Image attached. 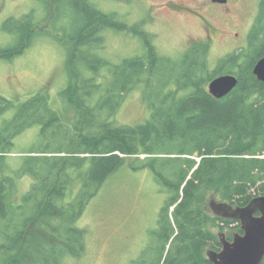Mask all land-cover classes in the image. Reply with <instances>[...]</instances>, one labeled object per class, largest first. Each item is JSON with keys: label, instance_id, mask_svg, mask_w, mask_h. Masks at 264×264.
<instances>
[{"label": "trees", "instance_id": "16d2710c", "mask_svg": "<svg viewBox=\"0 0 264 264\" xmlns=\"http://www.w3.org/2000/svg\"><path fill=\"white\" fill-rule=\"evenodd\" d=\"M40 1L49 16L53 1ZM58 12L65 21L75 13L77 19L73 35L61 34L70 78L60 95L63 109L74 115L66 119L65 142L32 149L23 155V166L13 169L8 160L19 134L39 125L44 135L65 120L47 91L24 101L0 94V264H64L83 257L88 230L79 220L125 165L150 169L165 194L157 226L131 264H212L207 251L221 250L220 230L242 231L240 222L208 212V195L214 192L234 206L264 196V82L253 71L264 57V0L248 46L215 67L208 40L193 42L174 59L159 53L144 23L119 22L90 0H55L52 20ZM39 23L34 12L8 19L4 28L19 40L0 48V56L14 57L43 35L35 32ZM108 28L139 34L145 52L109 62L101 52ZM224 74L235 75L238 83L216 98L208 85ZM134 90L141 91L149 116L138 125L120 124L117 113ZM11 109L13 117L1 121ZM24 176L33 179L25 194L19 191Z\"/></svg>", "mask_w": 264, "mask_h": 264}, {"label": "rangeland", "instance_id": "374dc122", "mask_svg": "<svg viewBox=\"0 0 264 264\" xmlns=\"http://www.w3.org/2000/svg\"><path fill=\"white\" fill-rule=\"evenodd\" d=\"M52 1L48 16V10L40 0H0L1 49L14 47L19 40L17 34L4 28L10 18L19 19L34 12L36 21L40 22L35 32L44 33L36 36L28 47L14 57L0 56V94L11 100L24 101L40 91H47L65 120L61 126L46 130L44 135L39 125L19 134L8 160L13 169L23 166V155L32 149L47 147L49 142L56 146L65 142L64 135L69 131V120L66 119L74 115L63 109L65 106L60 93L67 88L70 78L66 62L67 41L62 35H73L76 13L65 21L62 13L58 12V16L52 20L55 0ZM90 2L129 26L144 23V29L155 35V45L163 56L180 59L193 42L210 41L211 67H215L229 53L248 46L249 34L260 5V0H227V4L214 0ZM66 8L62 6L60 10L64 12ZM211 26L215 28L212 32L213 41L210 40L212 34H208L210 37L207 35ZM102 35L105 38L102 57L113 64L145 52L143 38L133 31L108 28ZM22 43H26V39ZM14 112V109L7 111L1 121L11 119ZM149 113L141 91L134 90L122 103L116 120L120 124L138 125L145 122ZM32 183L31 177L24 176L20 179L18 190L25 194ZM212 200L224 201L214 192L208 195V212L215 215L211 207ZM164 201L165 194L150 169L134 170L123 166L105 182L79 220V225L88 230L86 253L78 259H67L64 264H131L156 228ZM220 232L233 236L237 230L225 227Z\"/></svg>", "mask_w": 264, "mask_h": 264}, {"label": "water", "instance_id": "95a60500", "mask_svg": "<svg viewBox=\"0 0 264 264\" xmlns=\"http://www.w3.org/2000/svg\"><path fill=\"white\" fill-rule=\"evenodd\" d=\"M226 3L227 0H214ZM254 74L264 82V57L254 66ZM238 78L224 74L212 79L209 92L216 98L228 95L237 85ZM214 214L240 222L241 231L227 239L219 233L220 251L209 249L207 255L212 264H264V196H258L246 206H234L229 202L211 201ZM173 209V208H172Z\"/></svg>", "mask_w": 264, "mask_h": 264}, {"label": "flooded vegetation", "instance_id": "af4514ba", "mask_svg": "<svg viewBox=\"0 0 264 264\" xmlns=\"http://www.w3.org/2000/svg\"><path fill=\"white\" fill-rule=\"evenodd\" d=\"M225 4H227V2H226ZM227 11H229V9H227ZM213 29H215V28H214L213 26H211V27H210V30H208L207 35L210 34V33L212 34V32L214 33L215 30L213 31ZM213 35H214V34H212V37H210V36L208 35V36L210 37V40H211V41H213V39H214V38H213ZM236 35H238V33H236ZM227 239H228V238H227ZM231 239H232V238H231Z\"/></svg>", "mask_w": 264, "mask_h": 264}]
</instances>
